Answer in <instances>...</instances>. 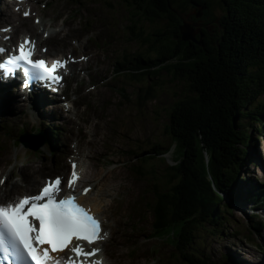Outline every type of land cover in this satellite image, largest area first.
<instances>
[{
    "label": "rangeland",
    "instance_id": "obj_1",
    "mask_svg": "<svg viewBox=\"0 0 264 264\" xmlns=\"http://www.w3.org/2000/svg\"><path fill=\"white\" fill-rule=\"evenodd\" d=\"M171 1L172 6L181 12L183 21L198 20L200 25H194L193 30L206 24L210 36L219 35V22L225 15L220 0H208V17L190 0ZM77 2L81 3L80 6L76 5ZM32 5L37 11L35 19L43 24L38 25L35 31V25L25 24L31 31L19 29V36L36 32L41 38L40 28L49 29L55 32L43 42L48 47L49 57L74 54L76 57L89 55L91 58L83 69L75 68V77L67 89V101L73 105L67 116L63 109L59 111V106L45 108V112H51L48 115L39 114L44 110H37V115L35 111L26 112L22 104L9 106V110L15 106L17 111L8 114L0 108V127L5 125L0 132V181L4 182L6 178L0 189V204L7 203L20 193L36 192L44 178L66 174L68 160H77L79 152L82 165H90L87 177L91 191L85 202L93 204L107 227L117 233L102 246L103 254L108 252V264H181L173 260L172 247L150 238L152 213L145 205L153 201L155 188L168 186L173 173L169 166L176 164H172L171 155L172 160L177 161L181 154L180 151L171 152L172 143L167 140L164 128L170 109L183 97L181 94L187 92L186 83L174 82L170 72L166 71H160L155 77L149 73L140 79L114 73L116 64L123 61L121 59L130 60L136 55L146 57L148 42L154 43L158 39L156 33L166 29V24L145 21L137 14L138 10L122 0H38L36 5ZM198 12L200 15L196 17ZM4 20L12 21V18ZM3 27L6 25L0 22V28ZM197 34L195 30V36ZM80 66L83 67L81 63ZM67 117L72 119V123ZM24 121L39 127V133L44 135L52 132L53 128H61V145L52 150L53 155L47 147L42 148L40 153H33L15 146L22 126L29 128L23 124ZM251 133L254 139L259 136L258 133ZM157 141L165 143L161 154L150 150ZM256 147L258 152L253 144L247 151L248 160L242 168L241 178L255 179L260 186H264L263 137L257 140ZM135 154L153 155L149 159L150 166H142ZM40 166V174L36 175L40 183L31 187L22 171L24 167L28 172L30 168L38 170ZM86 183L84 174L82 184L85 186ZM15 185L20 191L12 193ZM230 214V223L224 225L225 237L213 236L199 229L195 234V246L209 257V264H220L226 254H241V251L245 255L250 252L247 259L259 262L264 257V249L257 254L255 246L247 243L244 240L246 234L240 231L244 228L243 217L241 219L235 211ZM260 215L264 216V210L260 211Z\"/></svg>",
    "mask_w": 264,
    "mask_h": 264
},
{
    "label": "trees",
    "instance_id": "obj_2",
    "mask_svg": "<svg viewBox=\"0 0 264 264\" xmlns=\"http://www.w3.org/2000/svg\"><path fill=\"white\" fill-rule=\"evenodd\" d=\"M122 1L145 21L165 23L166 29L148 42L150 56L140 55L118 70L137 79L166 71L187 86L164 128L181 154L169 166L168 186L155 189L150 235L172 247L173 260L202 264L207 257L194 244L196 231L221 235L226 221L222 196L232 203L241 199L247 147L257 143L251 132L264 135V0H220L225 15L219 35L210 36L204 24L193 30H198L195 42L182 41V22L173 10L181 12L171 0L170 8L167 0ZM190 1L209 16L208 0ZM164 146L157 142L150 150L159 154ZM152 158L145 156L143 164L150 166ZM247 195L243 198L250 204L257 193Z\"/></svg>",
    "mask_w": 264,
    "mask_h": 264
},
{
    "label": "snow or ice",
    "instance_id": "obj_3",
    "mask_svg": "<svg viewBox=\"0 0 264 264\" xmlns=\"http://www.w3.org/2000/svg\"><path fill=\"white\" fill-rule=\"evenodd\" d=\"M5 51L0 48V54ZM32 55L31 51L25 50V44H21L19 55H10L0 62V68L4 69L5 76H9L12 73L9 66L22 65L26 87L29 79L58 83L57 69L64 68L65 64L54 61L49 68L44 60L33 61ZM76 179L77 173L73 171L68 181L70 188ZM60 185L61 178L57 177L54 182L46 181L37 194L13 197L0 204V264H73L71 258L66 261L51 253L62 252L73 239L89 245L103 239L98 220L76 202L74 194L58 198ZM87 191V188L83 189L84 193ZM71 251L77 258L83 257L80 264H85L88 257L95 256L100 250L87 252L77 245ZM91 264H101V261L93 260Z\"/></svg>",
    "mask_w": 264,
    "mask_h": 264
},
{
    "label": "bare ground",
    "instance_id": "obj_4",
    "mask_svg": "<svg viewBox=\"0 0 264 264\" xmlns=\"http://www.w3.org/2000/svg\"><path fill=\"white\" fill-rule=\"evenodd\" d=\"M36 1V0H35ZM31 4H29L28 2H27V12H29V14H31V13H33V11H32V7L30 6ZM20 11H24V6H21V8H20ZM9 12H8V10L7 9H5L4 10V13H2V14H4V16H5V18H12V16L14 17V18H16V14H14V13H12V16L11 15H9L8 14ZM16 20L17 21H19V25H17V26H15L12 30H11V35H17V31H19V29H21V26H20V23H21V19H17L16 18ZM41 23H39V25H40ZM52 33V32H51ZM31 38V37H30ZM32 39V38H31ZM24 41V40H23ZM36 44H37V46H39V42H36ZM15 93V92H14ZM4 95V96H3ZM22 98V96L20 95V93L19 92H16V94L14 95V94H12L11 95V97L9 96V95H7L6 94V91H4V90H1L0 91V101H1V106H0V108H1V110L3 111V112H5L6 114H8V113H10L11 111H14V110H16L17 111V107H15V106H17V105H19L20 103V101L22 102V104H25V105H27L28 103L35 109V112H36V115H37V111H36V109L37 108H46L47 106H48V104L47 103H44V100L46 99V98H41V99H39V100H37V101H34V99H31L30 97L29 98H27V99H25L24 98V100L23 99H21ZM19 101V102H17V101ZM13 104H15V106L13 107V109L12 110H9L8 109V107L9 106H11V105H13ZM15 113V112H14ZM38 117V116H37ZM42 117V116H41ZM32 118V117H31ZM49 119V118H48ZM78 156H81V155H79L78 154ZM79 158H81V157H79ZM79 160V159H78ZM80 162V161H79ZM30 164V163H29ZM31 165V164H30ZM27 167H30V166H27ZM27 167H24V171H22V173H24V175H25V178H26V180H27V183H28V185L29 186H31V187H35L38 183H39V181L36 179V175L38 176V174H40L39 172L41 171V169H42V166H40V168L38 169V170H35L34 168H30V170L28 171V172H26L25 171V168H27ZM83 168H85L84 166H81L80 164L77 166V170H76V173H77V175H79L81 178L79 179V181H78V186L77 187H79L80 185H82V183H83V181H84V173L82 172V169ZM41 176V175H40ZM37 180V181H36ZM86 182V181H85ZM84 182V183H85ZM18 186L17 185H15V189H13V190H11L12 191V193L13 192H17V191H19L20 189H18L17 188ZM28 187V186H27ZM83 188V187H82ZM86 188V187H85ZM22 191H23V189H22ZM4 192V191H3ZM7 193H10L11 194V192H7ZM84 200V198H81V201H83ZM85 207H87L89 210H91V212H93V213H96L97 214V210L95 209V207L93 206V205H90V204H88V203H85V204H83ZM262 207H263V209H264V204L262 205ZM263 261V260H262Z\"/></svg>",
    "mask_w": 264,
    "mask_h": 264
},
{
    "label": "water",
    "instance_id": "obj_5",
    "mask_svg": "<svg viewBox=\"0 0 264 264\" xmlns=\"http://www.w3.org/2000/svg\"><path fill=\"white\" fill-rule=\"evenodd\" d=\"M167 3H168V7L170 8V3H169V1L167 0ZM202 8H200V10H201ZM173 12L176 14V15H178V17H179V19L181 20V25H180V34H181V39H182V41H193V42H195V40H194V36H195V32L193 31V26H194V24H192V23H190V22H188V21H183L182 19H181V16H180V14H179V12L178 11H176V10H173ZM199 15H200V12H198L197 13V15H196V17H199ZM198 31V30H197ZM201 39V38H200ZM198 45H199V42H196ZM21 142H22V144L25 146V147H28V148H31V149H33V150H36L39 146H29L27 143H25V141L24 140H20Z\"/></svg>",
    "mask_w": 264,
    "mask_h": 264
},
{
    "label": "flooded vegetation",
    "instance_id": "obj_6",
    "mask_svg": "<svg viewBox=\"0 0 264 264\" xmlns=\"http://www.w3.org/2000/svg\"><path fill=\"white\" fill-rule=\"evenodd\" d=\"M192 20V19H191ZM193 22H192V24H194V25H200V23H197L198 22V20H196V21H194V19L192 20Z\"/></svg>",
    "mask_w": 264,
    "mask_h": 264
}]
</instances>
